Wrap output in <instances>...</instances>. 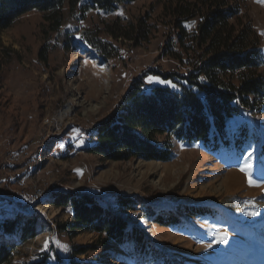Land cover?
Masks as SVG:
<instances>
[{"label":"rangeland","instance_id":"obj_1","mask_svg":"<svg viewBox=\"0 0 264 264\" xmlns=\"http://www.w3.org/2000/svg\"><path fill=\"white\" fill-rule=\"evenodd\" d=\"M174 1L133 0L84 13L65 4L57 31L38 11L0 29V224L17 217L20 227L31 218L37 230L26 240L6 234L19 243L8 264L42 258L51 264H72V258L83 264H264V206L257 205L264 202V113L243 112L231 120L233 131L250 132L238 149L213 152L172 137L168 161L109 160L88 150L96 141V125L119 108L136 78L145 74L148 85H166L174 84L164 79L167 73L185 72L166 51L178 33L167 10ZM237 1L264 52V2ZM140 21L151 30L141 41L102 33L116 50L113 57L84 40L90 30ZM197 22L184 26L191 30ZM44 48L47 59L40 55ZM35 184L45 196L27 205ZM59 191L103 197L115 213L130 215L153 242L148 254L133 259L131 245L113 242L93 248L97 232L61 230L70 212L53 203ZM118 195L134 196V209L120 208L114 201ZM185 208L199 215H186ZM171 214L185 221H157ZM80 247L86 250L74 254Z\"/></svg>","mask_w":264,"mask_h":264},{"label":"trees","instance_id":"obj_2","mask_svg":"<svg viewBox=\"0 0 264 264\" xmlns=\"http://www.w3.org/2000/svg\"><path fill=\"white\" fill-rule=\"evenodd\" d=\"M128 1L133 0H0V29L30 11H38L44 14L52 31H57L64 23L65 4L84 13L89 9L112 10ZM167 10L178 33L166 51L186 66L185 72L166 74L164 79L171 80L175 87L148 85L145 74L133 81L119 108L96 125V141L88 150L104 159L168 161L173 155L172 137L185 144L201 143L213 152L222 147L242 148L250 132L244 127L233 131L231 120L243 112L252 116L264 113V52L256 30L239 15V2L175 0ZM194 19L198 20L195 28L184 26ZM150 31L147 22L140 21L125 28L105 26L90 30L84 40L103 55L113 57L116 50L111 42L103 40L102 33L115 39L141 41ZM40 55L47 59L45 48ZM54 197L57 207L70 212L69 220L60 224V229L69 234L81 230L97 232L93 248L104 249L112 242L131 245V256L137 259L147 255L153 245L130 215L115 213L103 197L64 191L56 192ZM114 201L120 208L130 210L137 203L134 196L118 195ZM143 209L153 213L150 208ZM183 213L199 215L186 208ZM20 220L16 217L0 224V264L10 263L19 245L14 239H5L6 234L18 235L22 240L36 235L31 218L18 227ZM157 221L179 225L185 219L171 214L160 216ZM85 250L80 247L74 254ZM71 261L83 264L74 258ZM35 264L51 263L42 258Z\"/></svg>","mask_w":264,"mask_h":264},{"label":"built area","instance_id":"obj_3","mask_svg":"<svg viewBox=\"0 0 264 264\" xmlns=\"http://www.w3.org/2000/svg\"><path fill=\"white\" fill-rule=\"evenodd\" d=\"M45 192L37 184L34 185L33 192L27 198L28 204L32 205L40 201L44 196Z\"/></svg>","mask_w":264,"mask_h":264},{"label":"snow or ice","instance_id":"obj_4","mask_svg":"<svg viewBox=\"0 0 264 264\" xmlns=\"http://www.w3.org/2000/svg\"><path fill=\"white\" fill-rule=\"evenodd\" d=\"M261 2H264V0H261ZM262 34H264V33H262ZM148 79L151 81V80L156 79V78L149 77ZM165 83H168V84H170L172 87H175V85L172 84L170 81L165 82ZM249 155H251V154H249ZM242 170H244V169H242ZM249 183L252 184V185H254V186H256L255 181L252 180L251 178L249 179ZM223 242H225V243L227 242L226 237L223 238ZM65 248H66V246H65Z\"/></svg>","mask_w":264,"mask_h":264},{"label":"bare ground","instance_id":"obj_5","mask_svg":"<svg viewBox=\"0 0 264 264\" xmlns=\"http://www.w3.org/2000/svg\"><path fill=\"white\" fill-rule=\"evenodd\" d=\"M257 205H262V206H264V202H258Z\"/></svg>","mask_w":264,"mask_h":264}]
</instances>
